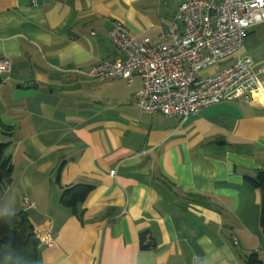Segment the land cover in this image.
<instances>
[{
  "label": "crops",
  "instance_id": "crops-1",
  "mask_svg": "<svg viewBox=\"0 0 264 264\" xmlns=\"http://www.w3.org/2000/svg\"><path fill=\"white\" fill-rule=\"evenodd\" d=\"M182 1L0 0V58L10 63L0 76V143L13 168L0 217L25 213L36 237L51 230L36 264L260 260L261 195L245 178L264 170V22L237 55L201 72L244 57L258 90L184 122L142 113L136 75L127 85L80 74L120 58L108 37L114 22L156 43ZM74 185L93 189L63 207V189ZM142 234L151 250H141Z\"/></svg>",
  "mask_w": 264,
  "mask_h": 264
},
{
  "label": "built area",
  "instance_id": "built-area-1",
  "mask_svg": "<svg viewBox=\"0 0 264 264\" xmlns=\"http://www.w3.org/2000/svg\"><path fill=\"white\" fill-rule=\"evenodd\" d=\"M263 22L264 0H184L156 43L136 39L123 24L114 22L108 37L120 58L79 73L94 82L122 79L127 85L136 75L141 81L136 105L142 113L184 122L222 101L248 102L249 94L258 90L257 74L244 57L207 78L201 72L237 55L248 30ZM9 69V61L0 58V76ZM37 239L50 247L51 230ZM141 246L153 248L151 235L144 234Z\"/></svg>",
  "mask_w": 264,
  "mask_h": 264
},
{
  "label": "trees",
  "instance_id": "trees-1",
  "mask_svg": "<svg viewBox=\"0 0 264 264\" xmlns=\"http://www.w3.org/2000/svg\"><path fill=\"white\" fill-rule=\"evenodd\" d=\"M6 144L0 143V200L11 182L12 165L6 154ZM245 182L261 195L259 227L264 236V170L258 171L254 178H245ZM91 186L74 185L63 189L60 204L74 209L84 202L92 191ZM144 234L140 236L141 250H148L141 246ZM39 241L34 234L25 213H15L0 217V264H36ZM247 264H264L255 254L247 259Z\"/></svg>",
  "mask_w": 264,
  "mask_h": 264
},
{
  "label": "rangeland",
  "instance_id": "rangeland-1",
  "mask_svg": "<svg viewBox=\"0 0 264 264\" xmlns=\"http://www.w3.org/2000/svg\"><path fill=\"white\" fill-rule=\"evenodd\" d=\"M260 260L264 262V251L260 255Z\"/></svg>",
  "mask_w": 264,
  "mask_h": 264
}]
</instances>
